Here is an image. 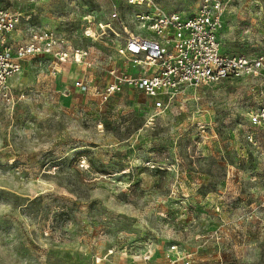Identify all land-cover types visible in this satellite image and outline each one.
I'll use <instances>...</instances> for the list:
<instances>
[{
    "label": "rangeland",
    "instance_id": "374dc122",
    "mask_svg": "<svg viewBox=\"0 0 264 264\" xmlns=\"http://www.w3.org/2000/svg\"><path fill=\"white\" fill-rule=\"evenodd\" d=\"M153 1L185 15L203 2ZM219 2L222 50L264 53V0ZM113 7L132 32V13L147 8L0 0L21 14L18 41L50 28L87 51L58 71L47 57L23 60L10 99L0 98V264H264L253 82L189 88L164 109L138 88L104 94L110 70H133L115 50Z\"/></svg>",
    "mask_w": 264,
    "mask_h": 264
},
{
    "label": "built area",
    "instance_id": "2783aa9c",
    "mask_svg": "<svg viewBox=\"0 0 264 264\" xmlns=\"http://www.w3.org/2000/svg\"><path fill=\"white\" fill-rule=\"evenodd\" d=\"M112 1V0H111ZM132 7H147L132 13L137 31L127 29L113 7L110 18L117 22L111 29L118 38L116 53L128 61L133 70L119 73L110 70L112 81L104 94L127 86L140 89L152 99L154 109H164L178 93L200 85L224 80L253 82L256 97L248 111V121L264 131V53L228 54L222 50L220 31L223 25L219 0H203L198 12L185 15L167 12L153 0H124ZM21 14L0 8V98L9 100V79L19 72L21 62L30 57H47L54 71L71 59L82 63L86 50L71 47L67 40L50 28H29L26 39L18 41ZM90 27L84 30L91 35ZM76 88L85 90L82 81ZM249 141L255 143L251 135ZM264 146V135L261 137Z\"/></svg>",
    "mask_w": 264,
    "mask_h": 264
}]
</instances>
